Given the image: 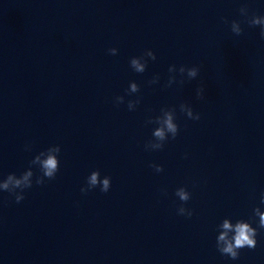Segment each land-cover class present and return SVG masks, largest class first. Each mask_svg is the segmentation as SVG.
<instances>
[{
	"label": "clouds",
	"instance_id": "9594fccd",
	"mask_svg": "<svg viewBox=\"0 0 264 264\" xmlns=\"http://www.w3.org/2000/svg\"><path fill=\"white\" fill-rule=\"evenodd\" d=\"M241 14H247V8L241 7ZM251 26H260V36L264 38V16L253 15L248 21ZM231 30L236 35L242 33L240 23L238 21L231 22ZM108 54L117 55V48H109ZM155 60L156 55L152 50H146L142 56L132 57L130 59L131 68L137 73H143L146 70L148 60ZM169 73L172 74L169 76L167 85L170 87L173 83L176 82V76L174 75L177 71L183 77L185 74L189 80L196 78L199 74V67H185L180 66L179 69L175 65H171L168 69ZM159 77H153L150 84L157 83ZM183 79L180 80V83H183ZM140 91V86L136 82H131L129 88L127 89L128 94L138 93ZM196 95L198 99L204 98V88L203 86L197 88ZM115 102L117 105L124 103L123 96L115 97ZM140 103L139 98L136 100L128 101V109L130 111L135 110L136 106ZM180 111L184 113L191 120H199L200 114L194 113L192 107L187 103L180 104ZM176 110L175 108H162L161 115L155 117V119L149 118L147 123H155L158 125L153 130L152 136L153 140H150L146 143V150H160L164 147V143L171 137L175 139L179 132V126L176 123ZM27 150V149H26ZM61 148L59 145L51 146L46 151L40 152L34 157L30 162L31 165L39 166V169L42 173L41 176L36 178L35 183L37 185H43L45 178L52 180L56 177L57 172L59 171L60 161L58 159V154L60 153ZM157 173L163 171L162 165L150 164ZM33 185V171L29 167L24 171L19 177L14 173L9 174L6 179L0 180V190L7 191L15 195V200L17 203L21 202L24 199V190L31 188ZM99 187L102 193H107L111 187V178L109 176H104L101 178L100 171L94 170L90 173L86 180V186L80 189L81 193L87 194L92 189ZM19 189V191H17ZM175 195L182 202H187L191 198V194L186 190L185 187H180L176 189ZM261 204H264V193L261 194ZM178 214L186 215L191 217L192 211L186 209L183 204L177 209ZM254 216L258 217V228L264 229V211H261L259 207H256L253 210ZM220 231L217 236V249L222 255H226L232 260L239 258V250L242 248L254 249L257 244L256 236L258 234V229L254 228L252 224L245 220H237L235 223H232L230 219L226 218L218 226Z\"/></svg>",
	"mask_w": 264,
	"mask_h": 264
}]
</instances>
